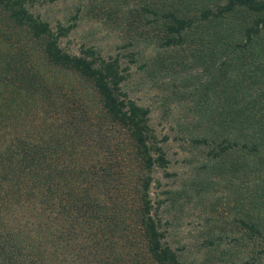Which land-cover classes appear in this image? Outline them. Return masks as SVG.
<instances>
[{
    "label": "rangeland",
    "instance_id": "obj_1",
    "mask_svg": "<svg viewBox=\"0 0 264 264\" xmlns=\"http://www.w3.org/2000/svg\"><path fill=\"white\" fill-rule=\"evenodd\" d=\"M224 1L36 0L28 4L52 26L58 22L71 26L59 40L66 50L92 47L103 56H118L126 67L122 87L149 107L150 124L169 159L165 167L153 171L158 181L151 185V196L154 205L159 202L155 210L165 240L183 264H264V149L247 151L237 136L235 148L216 157L209 152L221 142L225 121L236 115L230 108H252L251 117L264 122V29L247 43L242 34L256 13L237 8L221 20H198L201 9ZM170 10L195 20L180 44L163 43L166 24L160 15ZM222 27L231 34L220 37L216 31ZM8 56L1 48L0 60ZM8 63H0V73L20 71L7 90L18 96L21 108L6 113L2 108L0 115L3 122L16 121L37 139L64 136L59 135L64 126H71L72 120L57 110L71 105V97L57 84L81 93L72 99L75 105L82 104V95L94 109L99 106L89 84L72 73L46 71L52 77L43 75L53 85L46 93L37 75L25 73L23 62ZM97 114L95 121L101 119ZM72 131L83 133L84 127ZM103 133L122 137L106 124ZM202 136L207 139L194 141ZM93 142L101 151L100 142ZM241 219L253 220L260 231Z\"/></svg>",
    "mask_w": 264,
    "mask_h": 264
},
{
    "label": "trees",
    "instance_id": "obj_2",
    "mask_svg": "<svg viewBox=\"0 0 264 264\" xmlns=\"http://www.w3.org/2000/svg\"><path fill=\"white\" fill-rule=\"evenodd\" d=\"M34 1L0 0V49L9 53L0 63L23 62L30 68L25 73L37 75L46 93L53 87L46 71L72 73L89 84L99 106L94 109L82 95L83 105H75L72 99L81 93L57 84L71 97V105L57 110L72 121L59 134L64 136L50 139H37L16 121L3 122L0 115V264H183L165 240L155 210L159 202L154 205L151 196V185L158 181L153 171L169 159L150 124L149 107L123 89L127 72L118 56H103L92 47L66 50L59 40L71 26H52L28 8ZM237 8L256 13L242 29L247 43L264 29V0H225L201 9L198 20H221ZM160 16L166 24L165 45L180 44L195 22L173 10ZM228 29L216 33L226 37ZM18 72L0 73L4 113L21 108L18 96L7 90ZM231 110L236 115L225 121L221 142L210 147L213 157L235 148L237 136L247 151L264 149V122L251 117L253 109ZM97 112L102 122L95 121ZM105 124L122 137L103 133ZM74 127H84V132L74 133ZM93 140L100 142L101 151ZM241 220L260 231L253 220Z\"/></svg>",
    "mask_w": 264,
    "mask_h": 264
}]
</instances>
